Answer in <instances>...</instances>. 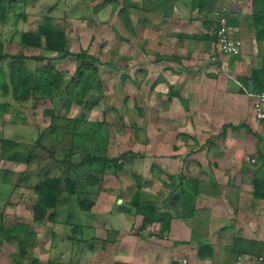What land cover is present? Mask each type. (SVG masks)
<instances>
[{"label":"crops","instance_id":"obj_1","mask_svg":"<svg viewBox=\"0 0 264 264\" xmlns=\"http://www.w3.org/2000/svg\"><path fill=\"white\" fill-rule=\"evenodd\" d=\"M116 1L123 36L115 55L119 87L133 94L140 134L133 148L129 137L113 145L109 133L92 134L103 142L86 155L110 164L102 171L104 165L87 162L81 180L71 177L74 192L64 189L42 222L30 199L38 195H26L34 204L32 220L17 221L22 233L11 241L4 231L0 264H252L264 258V121L245 92H260L253 76H264V37L239 19L248 0H111L94 13H111ZM223 17L244 45L238 56L214 62V32ZM144 114L146 137L140 136ZM72 197L84 199L67 205ZM11 206L0 201V226ZM145 207L163 221L144 228L138 209ZM12 247L20 261L9 255Z\"/></svg>","mask_w":264,"mask_h":264},{"label":"rangeland","instance_id":"obj_2","mask_svg":"<svg viewBox=\"0 0 264 264\" xmlns=\"http://www.w3.org/2000/svg\"><path fill=\"white\" fill-rule=\"evenodd\" d=\"M108 1L111 0H0V43L4 54L23 55L27 70L34 71L37 64L32 59L48 55L43 49L19 48L18 45L22 34L37 33L45 20L51 18L53 26L66 33L67 53L77 56L86 52L96 58L94 65L99 74L94 89L86 90L92 68L81 65L74 57L59 60L56 70L64 77L61 85L63 99L40 98L37 94L27 101H19L10 83L11 68L18 61L7 59L0 63L9 87V92L5 93L0 84V201L4 206L11 203L14 207L10 219L4 222L6 226H2L4 230L0 228V240L6 238V230L19 235L22 233L17 221L23 218L32 220L34 204H28L30 200L26 195L37 194L35 189L49 179L60 178L65 182L74 173L73 168L77 167L78 161L71 159L74 149L81 151L82 144L91 150L97 149L106 132L111 144L126 143L124 140L129 137L132 147L135 135L138 137L140 134V116L134 108L133 94L124 93L119 87L115 55L118 41L123 36L118 26V2L111 4L113 11L107 15L94 13ZM233 3L237 4L231 0V5ZM246 4L242 5L239 19L254 28V19L261 9L257 8L254 0H248ZM68 100H72V104L66 115L62 106ZM143 116L144 122H139L144 132L140 136L146 137L145 129L149 122L147 116ZM88 120L93 124H87ZM96 133L102 137L89 138ZM4 156H18L22 162L5 161ZM94 167L99 168L100 163ZM76 198L79 201L84 199ZM76 198L72 197L67 205H76ZM30 199L37 201L36 196ZM10 254L20 261L17 248L12 247Z\"/></svg>","mask_w":264,"mask_h":264},{"label":"trees","instance_id":"obj_3","mask_svg":"<svg viewBox=\"0 0 264 264\" xmlns=\"http://www.w3.org/2000/svg\"><path fill=\"white\" fill-rule=\"evenodd\" d=\"M258 9H261L259 15H257L254 19L256 34L258 39H262L264 37V0H254ZM262 12V14H261ZM219 26L216 27V29ZM19 48L29 47L34 49H43L44 52L48 56H40L35 59H32L36 62L37 66L34 71L27 70L24 65V60L26 58L23 55L12 56L6 55L3 53V45L0 43V63L7 59H11L14 61H18V64L11 68L10 74V83L14 89L15 96L19 101H27L29 97H38L40 98H48L53 99L56 97L57 100L63 99V90H61V85L64 84L63 76L59 74L56 70V64L59 60H64L68 57H74L78 60L81 65L85 64L92 68L93 72L87 78V87L88 89H94L97 81H98V71L95 67V63L97 61L90 57L86 52H83L80 55H72L67 53L68 48V38L66 33L53 26V21L51 18H47L42 26L38 28L37 33H24L21 36ZM52 55H56V57H52ZM87 55V57H86ZM51 56V57H49ZM85 56V57H84ZM94 65V66H92ZM253 82L255 87L260 91H264V76L260 72H256L253 76ZM0 84L2 85L4 92H9V87L7 84V79L3 70H0ZM100 89V87H99ZM72 104V100H68L63 106L62 110L65 111L66 115L68 114V109ZM81 151L73 150L71 159L75 157L77 161V167H74V173L68 176V179L63 182L60 178L57 179H49L45 181L42 185L36 188V192L38 195V200L35 205V220L42 222L46 215L48 209H55L57 207L58 199L63 193V190H68L70 193H73L75 190V186L71 181V177L76 180H81L83 175L79 174L82 172L81 170L85 168V164L87 162H91L90 164L100 163V168L104 165L106 166L110 164V161H103L101 157L91 158V155L86 151L88 146L86 144H82ZM89 152V151H88ZM79 154L78 157L75 156ZM74 156V157H73ZM3 160L9 162L20 163L22 162L18 156L12 157H3ZM88 160V161H87ZM63 185L65 187L63 188ZM259 192L255 193V197H260ZM139 214L144 217V228H148L153 222L162 220L161 216H157L154 209L145 207L138 209ZM163 221V220H162ZM1 230H4L2 226H0ZM9 236L7 237L8 241H11L12 236L19 233H14L13 231H9ZM205 249L204 246L199 248V258L203 257L202 251ZM20 254L22 256L25 255L24 249H20Z\"/></svg>","mask_w":264,"mask_h":264},{"label":"built area","instance_id":"obj_4","mask_svg":"<svg viewBox=\"0 0 264 264\" xmlns=\"http://www.w3.org/2000/svg\"><path fill=\"white\" fill-rule=\"evenodd\" d=\"M226 19L223 17L219 21V28L214 32L217 39V54L213 56L212 61H217L222 56H238L243 49V41L236 38L226 28ZM246 94L254 101L255 116L258 121H264V91L254 92L245 90ZM255 163V160H251ZM252 264H264V258H254L251 260Z\"/></svg>","mask_w":264,"mask_h":264}]
</instances>
